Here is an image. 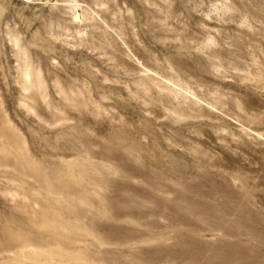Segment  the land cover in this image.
<instances>
[{
  "label": "rangeland",
  "instance_id": "374dc122",
  "mask_svg": "<svg viewBox=\"0 0 264 264\" xmlns=\"http://www.w3.org/2000/svg\"><path fill=\"white\" fill-rule=\"evenodd\" d=\"M0 264H264V0H0Z\"/></svg>",
  "mask_w": 264,
  "mask_h": 264
}]
</instances>
